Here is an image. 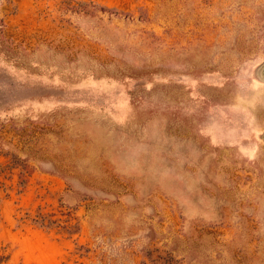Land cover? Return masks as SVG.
Wrapping results in <instances>:
<instances>
[{"label": "rangeland", "instance_id": "374dc122", "mask_svg": "<svg viewBox=\"0 0 264 264\" xmlns=\"http://www.w3.org/2000/svg\"><path fill=\"white\" fill-rule=\"evenodd\" d=\"M0 264H264V0H0Z\"/></svg>", "mask_w": 264, "mask_h": 264}]
</instances>
